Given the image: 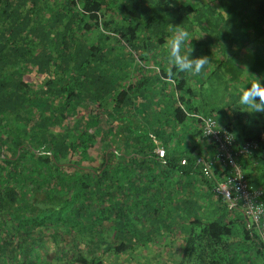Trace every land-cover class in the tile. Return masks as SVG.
I'll return each mask as SVG.
<instances>
[{"label":"trees","instance_id":"trees-1","mask_svg":"<svg viewBox=\"0 0 264 264\" xmlns=\"http://www.w3.org/2000/svg\"><path fill=\"white\" fill-rule=\"evenodd\" d=\"M210 3L250 17L241 45L256 42L264 85V0H0V264H264L256 230L203 172L215 144L196 116L255 142L237 161L264 188V113L241 109L242 89L195 90L157 54L193 19L217 43Z\"/></svg>","mask_w":264,"mask_h":264},{"label":"rangeland","instance_id":"rangeland-1","mask_svg":"<svg viewBox=\"0 0 264 264\" xmlns=\"http://www.w3.org/2000/svg\"><path fill=\"white\" fill-rule=\"evenodd\" d=\"M219 4L217 5L214 3L213 4L210 3V5L212 6L217 5L216 13H214L213 15L214 18L216 17L218 19V23L215 24L217 27L216 33L218 34L219 37V41L217 43L214 41L213 34H211L209 31L208 33H206V31H201L202 25L206 26L204 20L202 21L204 22L202 25L199 23L198 19H193L191 20V23H193L194 26L190 27L188 26L190 24H182L180 27V29L186 30L190 36L189 39L190 45L185 44L182 51L184 50L186 51L191 46L192 50L195 49V52H198L203 56L206 45L209 46L211 49V52L209 54L205 53L206 56H204L208 58V63L204 67L205 69L204 77H202V75L199 77L197 75H194V73H191L189 81L190 83L193 84H195V82L198 81V83H196L197 85H200V81H202V83L204 81V86H207L209 82H214L218 84L217 87L220 89L224 88L226 85L230 87L232 90H234L233 88L243 89L245 86L253 83V81L257 78V74L254 73L255 71L252 68V63L255 60L253 53L255 52L254 49L256 42L250 41V43L249 42L246 43L247 46L246 45L242 46L240 40V35L242 34L244 35L247 34L249 39L251 40L254 31L252 21L250 20V17L248 15H246L245 18H243L242 15L239 14L241 13L239 10H236L233 16L229 11H227V9L219 10L218 8V6L220 7ZM206 5L208 4H202V6H206ZM205 12H206L205 10L199 12L196 11L195 14L197 16H200V14H204ZM243 12L246 14V11ZM204 18L208 19L205 14H204ZM234 31L236 32L232 33ZM261 35L264 36V34ZM261 35H258L257 39L262 42L264 41V38ZM230 37H236V39H234L237 42V45L235 47L236 49L230 47L227 48L225 46L226 43H228L226 39H228L229 41ZM170 38L171 37L167 38L166 42L163 43L162 48L164 49L165 52L163 53L157 50L158 55H161L162 57L164 56L165 53L168 55L167 42ZM206 39L209 40L207 44H204V41H206ZM222 48H227L225 50L226 51L225 53L222 52L223 51ZM162 59L165 62V59L164 58ZM142 72L144 73L151 72L153 74V72L149 71V69L147 68L142 69ZM162 84L166 89L171 87V84L169 82H164ZM144 92L149 93L150 91L147 89V91Z\"/></svg>","mask_w":264,"mask_h":264},{"label":"built area","instance_id":"built-area-1","mask_svg":"<svg viewBox=\"0 0 264 264\" xmlns=\"http://www.w3.org/2000/svg\"><path fill=\"white\" fill-rule=\"evenodd\" d=\"M196 116L201 119L202 134L215 144V150L208 160L200 158L204 174L214 179L213 191L229 207L237 206L242 209L249 225L256 230L264 244V188H251L237 161V157L248 153L255 146V142L246 140L236 146L233 134L215 122L213 115ZM158 153L162 155L163 150L158 149ZM214 166H219L221 177L217 178L213 171Z\"/></svg>","mask_w":264,"mask_h":264},{"label":"clouds","instance_id":"clouds-1","mask_svg":"<svg viewBox=\"0 0 264 264\" xmlns=\"http://www.w3.org/2000/svg\"><path fill=\"white\" fill-rule=\"evenodd\" d=\"M190 36L184 29H178L167 42L168 60L179 71L187 73H200L208 63L204 56L191 57V46L182 51L185 44H189ZM241 109L252 113H264V85L255 82L245 86L238 94ZM216 122V120H215Z\"/></svg>","mask_w":264,"mask_h":264},{"label":"crops","instance_id":"crops-1","mask_svg":"<svg viewBox=\"0 0 264 264\" xmlns=\"http://www.w3.org/2000/svg\"><path fill=\"white\" fill-rule=\"evenodd\" d=\"M194 74H195V73H194ZM202 77H204V76H202ZM200 82H201V86H202V88H203V90H204V87H205V86H204V81H203V83H202V81H200ZM196 83H198V81L195 82V84H194V86H195V90L198 91L200 85H197ZM191 84H193V83H191ZM217 85H218V84H217ZM227 87H228V86H227ZM217 88H218V87H217ZM227 89L230 90V91L232 90L230 87H228V88H226V89H224V88H221V89L218 88L217 91H218V92H219V91H220V92H221V91L224 92V90H227ZM223 92H222V94H223ZM220 95H221V93H220ZM217 96H218V95H217ZM199 99H200V96L197 94L196 97H195V99H194V101H195V102H198ZM212 112H213L214 115L217 114L216 111H212ZM225 121H226V118H225V117L222 118L221 116H219V119H218L217 122H218V124H221V125H222V123H224ZM262 135H263V134H262ZM214 148H215V147H211L210 149H208V154H209V153L212 154V153L214 152V150H215ZM241 214H243V215L245 216V214H244L243 212H242Z\"/></svg>","mask_w":264,"mask_h":264}]
</instances>
